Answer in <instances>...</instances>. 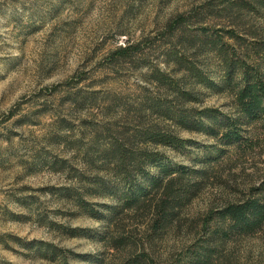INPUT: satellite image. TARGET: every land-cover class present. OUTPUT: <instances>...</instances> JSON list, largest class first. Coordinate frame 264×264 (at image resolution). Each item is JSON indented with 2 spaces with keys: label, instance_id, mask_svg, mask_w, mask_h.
Masks as SVG:
<instances>
[{
  "label": "rangeland",
  "instance_id": "obj_1",
  "mask_svg": "<svg viewBox=\"0 0 264 264\" xmlns=\"http://www.w3.org/2000/svg\"><path fill=\"white\" fill-rule=\"evenodd\" d=\"M228 1L0 0V264H264V226L219 218L264 180V123L238 121L226 66L262 65L264 10ZM163 168L185 201L168 221Z\"/></svg>",
  "mask_w": 264,
  "mask_h": 264
},
{
  "label": "trees",
  "instance_id": "obj_2",
  "mask_svg": "<svg viewBox=\"0 0 264 264\" xmlns=\"http://www.w3.org/2000/svg\"><path fill=\"white\" fill-rule=\"evenodd\" d=\"M222 5H226L229 9L248 8L250 11L264 10V0H230ZM186 21L184 16L177 17L172 21L168 29L169 31L174 30L177 26L183 24ZM233 38V32L230 30L228 32ZM138 51L134 45L125 47L120 51L118 56L124 57L129 55V53H135ZM251 52L258 58H262V65L258 63L255 59H252L250 54H246L245 58H239L236 62L226 63L228 68L235 67L239 71L240 83L234 89H232L234 94V103L237 112L239 113V122L248 121L253 124L264 123V44L252 45ZM122 53V54H121ZM225 141L228 144H238L242 140L241 131L237 130V127L233 122H229L227 126H223L220 132ZM160 143H168L173 146H179L181 141L176 137L167 136L163 138H157ZM165 175L167 176L166 184H162L159 178L151 180L150 188L161 189L162 199L164 200L160 206V211L168 210L167 221L175 215V207L184 203L181 200L182 196L176 194L172 191L171 183L174 181L172 177L177 171L167 170L163 168ZM140 192H135L136 194L127 200L126 209L133 208L137 205L141 198H145L147 192L144 190H138ZM183 191V190H179ZM181 195L184 199L189 198L188 192L184 190ZM173 201L174 206L167 208L166 205ZM219 218L225 224L232 225L234 235L248 236L257 233L264 226V180L261 182L258 188L251 190L248 198L240 200L235 203H229L225 208L219 212ZM228 233L221 237H225ZM125 264H134L133 262L127 261Z\"/></svg>",
  "mask_w": 264,
  "mask_h": 264
}]
</instances>
